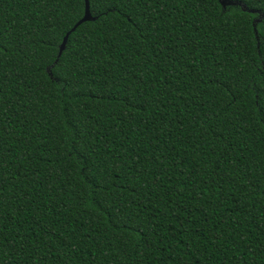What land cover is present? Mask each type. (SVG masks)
<instances>
[{
	"label": "trees",
	"instance_id": "obj_1",
	"mask_svg": "<svg viewBox=\"0 0 264 264\" xmlns=\"http://www.w3.org/2000/svg\"><path fill=\"white\" fill-rule=\"evenodd\" d=\"M0 0V264H264V0ZM253 10V11H251Z\"/></svg>",
	"mask_w": 264,
	"mask_h": 264
},
{
	"label": "water",
	"instance_id": "obj_2",
	"mask_svg": "<svg viewBox=\"0 0 264 264\" xmlns=\"http://www.w3.org/2000/svg\"><path fill=\"white\" fill-rule=\"evenodd\" d=\"M86 3V8H85V13L84 16L75 24V26L68 31V33L64 36L63 41L60 45V50H59V54L58 57L62 54V52L65 50L66 45H67V41L69 38V35L72 31H74L78 25H80L82 22L84 21H88V20H92L95 17L92 15L91 10H90V2L89 0H85ZM221 5L226 8L228 5H239L242 4L240 1L238 0H220ZM253 11V10H251Z\"/></svg>",
	"mask_w": 264,
	"mask_h": 264
},
{
	"label": "snow or ice",
	"instance_id": "obj_3",
	"mask_svg": "<svg viewBox=\"0 0 264 264\" xmlns=\"http://www.w3.org/2000/svg\"><path fill=\"white\" fill-rule=\"evenodd\" d=\"M258 20H264V12L260 13L258 16Z\"/></svg>",
	"mask_w": 264,
	"mask_h": 264
}]
</instances>
